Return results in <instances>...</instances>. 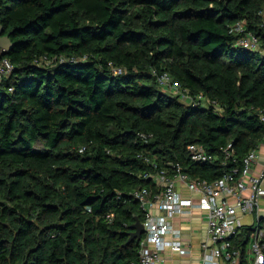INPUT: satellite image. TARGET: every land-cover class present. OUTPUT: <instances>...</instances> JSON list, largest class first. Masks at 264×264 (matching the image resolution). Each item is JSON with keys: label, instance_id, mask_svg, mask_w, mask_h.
Returning <instances> with one entry per match:
<instances>
[{"label": "trees", "instance_id": "1", "mask_svg": "<svg viewBox=\"0 0 264 264\" xmlns=\"http://www.w3.org/2000/svg\"><path fill=\"white\" fill-rule=\"evenodd\" d=\"M261 11L264 0H0L13 42L0 62L14 65L0 80V264H138L134 191L159 190L146 173L178 161L208 182L240 176L264 143ZM239 21L260 50L237 45ZM154 71L205 99L182 101ZM192 143L213 160H191Z\"/></svg>", "mask_w": 264, "mask_h": 264}, {"label": "built area", "instance_id": "2", "mask_svg": "<svg viewBox=\"0 0 264 264\" xmlns=\"http://www.w3.org/2000/svg\"><path fill=\"white\" fill-rule=\"evenodd\" d=\"M260 13L264 26V11ZM231 31L238 35L237 45L253 50L261 49V36L247 30L244 21L237 22ZM13 68L10 60H2L0 80L7 77ZM154 73L161 85L179 95L182 101L196 104L205 99L202 94L191 95L189 90L175 82L169 73ZM259 118L264 123V108L259 109ZM262 150L264 152V145L262 149L253 148L248 151L240 176L236 175L238 170H235L211 182L192 177L178 161H169L167 167L146 173L145 177L152 178L159 190L154 192L144 187L134 191L135 197L146 211L145 236L140 242L138 264H158L161 260L160 254L166 247L183 249L184 234L174 232L170 220L176 214L190 215L195 207L205 211L207 222L208 240L202 244L205 253L201 264H264V225L258 224L253 228L244 249L242 245L235 243L244 225L242 217L258 211L264 197V168L259 173L253 171V165L260 160ZM188 151L191 160L196 162H209L214 158L197 143L190 144ZM233 151L232 145L229 144L223 153L229 158ZM146 160L151 162L149 158ZM179 185L185 186L196 196L185 197ZM156 206L165 213L164 216L157 217L152 213L153 207ZM170 234L172 238L168 239Z\"/></svg>", "mask_w": 264, "mask_h": 264}, {"label": "crops", "instance_id": "3", "mask_svg": "<svg viewBox=\"0 0 264 264\" xmlns=\"http://www.w3.org/2000/svg\"><path fill=\"white\" fill-rule=\"evenodd\" d=\"M263 145L264 144H261L259 148L262 149ZM261 152L260 160L253 165L254 173H259L264 168V152L263 150ZM179 188L185 197L196 196L185 186L179 185ZM152 213L157 217L165 215L157 206L153 207ZM245 216L249 217L248 222L243 221V217ZM243 217V226L255 227L258 224H262L264 220V197L261 199V205L258 211H255L253 214L244 215ZM256 218L258 219V223H255ZM170 222L174 232H182L184 234V236H182L184 248L181 250H174L170 246L166 247L160 254L161 260L158 264H201L205 253L202 244L208 240L205 211L195 207L192 209L190 215L176 214ZM169 238H172V234L168 236V239ZM235 243L241 245L240 241L237 239ZM221 264L224 263L221 262Z\"/></svg>", "mask_w": 264, "mask_h": 264}, {"label": "water", "instance_id": "4", "mask_svg": "<svg viewBox=\"0 0 264 264\" xmlns=\"http://www.w3.org/2000/svg\"><path fill=\"white\" fill-rule=\"evenodd\" d=\"M0 47L4 51L10 50L13 47L12 40L8 37L3 35V29L0 24ZM135 231L131 234L130 240L134 238H142L143 233L145 232V225L141 222L138 218L136 223L134 224Z\"/></svg>", "mask_w": 264, "mask_h": 264}, {"label": "rangeland", "instance_id": "5", "mask_svg": "<svg viewBox=\"0 0 264 264\" xmlns=\"http://www.w3.org/2000/svg\"><path fill=\"white\" fill-rule=\"evenodd\" d=\"M248 216H250V215H248ZM248 216L243 217V221L248 222L249 221V217ZM255 223H258V219L257 218L255 220ZM262 225H264V220L262 221Z\"/></svg>", "mask_w": 264, "mask_h": 264}]
</instances>
